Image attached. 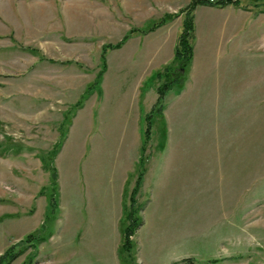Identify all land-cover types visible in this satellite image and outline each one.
Returning <instances> with one entry per match:
<instances>
[{
    "label": "rangeland",
    "instance_id": "rangeland-1",
    "mask_svg": "<svg viewBox=\"0 0 264 264\" xmlns=\"http://www.w3.org/2000/svg\"><path fill=\"white\" fill-rule=\"evenodd\" d=\"M191 1L0 0V264H122L127 211L136 264H264V0L196 4L213 59L157 104L158 62L125 48L168 18L142 32L164 48Z\"/></svg>",
    "mask_w": 264,
    "mask_h": 264
},
{
    "label": "trees",
    "instance_id": "trees-1",
    "mask_svg": "<svg viewBox=\"0 0 264 264\" xmlns=\"http://www.w3.org/2000/svg\"><path fill=\"white\" fill-rule=\"evenodd\" d=\"M239 0H216L215 2H210L209 0H192L190 5L187 7V11L185 16L183 17L182 21V31L177 37V41L174 47V54L171 61L165 64L161 69L156 70L153 73V77L156 81H158V85L156 86V90L158 93V98L156 104L161 102L163 97L165 96V92L169 86L177 82L180 85L185 78V74L190 68V65L193 60L194 54V44H195V31H194V23H193V16L192 10L198 3H208L214 4L219 7H223L229 3H234L235 5L238 4ZM169 21L168 18L166 19H159L158 21H152L146 27L142 28L140 31L148 32L153 30L154 28L165 24ZM131 30L130 32H132ZM128 32L122 39L120 43L115 45L106 44L103 50H110L112 48H117L123 44V42L127 39L130 35ZM106 51V52H107ZM105 55H102L104 58ZM105 59V58H104ZM105 65L103 70H105ZM99 80H96L95 83L100 82L101 74L98 76ZM121 222V243L118 247V257L122 264H136L134 261V249L135 245L129 239V235L133 234L141 225V220L136 219L134 216V212L127 211L125 213V218H123ZM128 221V222H127Z\"/></svg>",
    "mask_w": 264,
    "mask_h": 264
},
{
    "label": "crops",
    "instance_id": "crops-1",
    "mask_svg": "<svg viewBox=\"0 0 264 264\" xmlns=\"http://www.w3.org/2000/svg\"><path fill=\"white\" fill-rule=\"evenodd\" d=\"M241 1L242 0L238 1V4H237L238 7L234 6L235 5L234 3H229V4H227V5L223 6V7H230L232 5L235 8V9L233 8L235 11H237V12L238 11H243L242 9H240ZM230 17H233L232 19L235 18L236 19L235 21L237 22V20L241 17V15L240 14H236V13L235 14L231 13ZM179 19L180 20L182 19V21H183L182 17L179 18ZM152 21H153V19H151L149 23H151ZM149 23H147L146 25H143V26L133 27V28L129 29V31L133 30L132 31V36L130 37V39L127 40V42L125 44L126 45L125 48L127 50V54L130 53L131 57L133 59H135V60L137 58H139V57L143 58V57H146V56L148 58V61H152L153 62V61L156 60L158 62L157 63L158 65H157L156 68L158 69V68L164 66L165 64H167V63H169L171 61V59L173 57V54H174V47H175V44H176V41H177V37H178V35L180 34L181 31L176 32L173 35V37H170L168 39V41H167V45L164 46V48H163V46L161 44H153V46H151L149 44V46H148L147 43L143 44L144 43L143 40H142L143 37H145L149 33H153L159 27H156L155 29H153L151 31H148L147 34L142 33V31L140 33H137V34H135V32L141 30L144 27H146ZM164 25H166V24H164ZM135 39H136L135 47L131 46V48L129 49L128 47L130 45H132V44H129V41L131 42V41H134ZM197 42L198 41H195V44H194V57H193V63H192V69L194 70V72H193L194 74H193L192 77H190V81H191V78L192 79H193V77L196 78V75H198L199 72L202 71L201 73H204V70L209 67V62H211L212 59H213V50L211 48H209V52H204V51H202L201 48H199L200 46H198ZM146 48H147V51H145ZM219 49H218V53H220ZM160 56H161V59H159V60L156 59V57H160ZM214 59H215V57H214ZM152 92H153V90H152ZM142 93L143 92L140 93V96L142 95ZM152 95H153V93H152ZM144 101H145L146 104H148L150 102V101H147L146 95L144 96ZM155 101H156V97H154L151 100V102H150L151 106L153 105V103ZM135 123H136L135 126L138 125V120L135 121ZM135 130H136V127H135ZM134 133H135V131H134ZM137 137H138V139L140 137V134H138V132H137ZM135 161H136V158L135 159H130L129 163L130 162L134 163ZM129 172H130L129 169H127L125 171L124 175L122 176V184H118L117 185L116 192L113 195L112 204H111L110 212H109V221L111 223V227L113 228L114 231L116 230L115 233L118 232L117 233L118 235H121L119 232H120V221H121V217H122V196H123V191H124V183H125V178L129 174ZM147 219L148 218H145L143 225L147 222ZM150 219L154 220V223H156L155 225L159 224V222H156V219L159 220L158 216L155 219V218H151V215H150ZM153 225L154 224H152L150 227H152ZM142 226L140 228H142ZM120 241L121 240L119 239V241H116V243H115L116 244L115 245V253L116 254H117L118 242H120ZM151 242L153 244V241H151ZM154 243L156 245L157 243H159V240L157 238L154 239Z\"/></svg>",
    "mask_w": 264,
    "mask_h": 264
},
{
    "label": "built area",
    "instance_id": "built-area-1",
    "mask_svg": "<svg viewBox=\"0 0 264 264\" xmlns=\"http://www.w3.org/2000/svg\"><path fill=\"white\" fill-rule=\"evenodd\" d=\"M210 2H215L216 0H209Z\"/></svg>",
    "mask_w": 264,
    "mask_h": 264
}]
</instances>
